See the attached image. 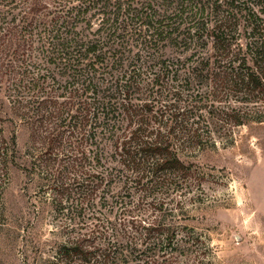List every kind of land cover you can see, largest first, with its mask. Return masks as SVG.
<instances>
[{
    "label": "trees",
    "instance_id": "obj_1",
    "mask_svg": "<svg viewBox=\"0 0 264 264\" xmlns=\"http://www.w3.org/2000/svg\"><path fill=\"white\" fill-rule=\"evenodd\" d=\"M0 83V219L14 170L71 213L44 264H213L165 221L205 181L190 156L264 122V0H0ZM137 194L155 215L137 236L98 216L82 231L96 198Z\"/></svg>",
    "mask_w": 264,
    "mask_h": 264
},
{
    "label": "rangeland",
    "instance_id": "obj_2",
    "mask_svg": "<svg viewBox=\"0 0 264 264\" xmlns=\"http://www.w3.org/2000/svg\"><path fill=\"white\" fill-rule=\"evenodd\" d=\"M200 86L197 84L195 89ZM0 106L9 112L1 83ZM28 134L21 124L17 130L21 151L25 149ZM190 159L204 173L205 181L202 187H192L186 198L171 203L176 210L165 222L177 225L178 239L185 234L183 227L194 228L208 248L206 263L211 262L214 252L213 264H264V122L240 126L232 146L224 148L220 144L216 149L192 154ZM25 183L24 173L14 170L4 192L0 264L46 263L71 228L60 227L62 222L69 223L71 213L55 211L48 198L51 192L41 185L42 181ZM138 197L137 194L127 198L128 203L113 209L96 198L97 206L84 215L86 226L82 231L92 228L98 222L93 216H98L121 223L123 233L137 236V224L133 226L132 219L144 224L155 216ZM63 204L67 205V201Z\"/></svg>",
    "mask_w": 264,
    "mask_h": 264
}]
</instances>
